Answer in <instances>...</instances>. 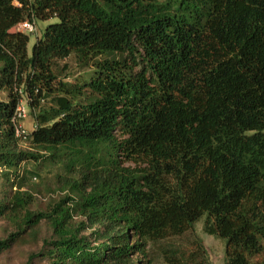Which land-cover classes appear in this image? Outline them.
<instances>
[{
	"label": "trees",
	"instance_id": "16d2710c",
	"mask_svg": "<svg viewBox=\"0 0 264 264\" xmlns=\"http://www.w3.org/2000/svg\"><path fill=\"white\" fill-rule=\"evenodd\" d=\"M52 19L30 56L31 33L13 29ZM72 55L93 68L82 84L56 75ZM0 92V256L45 223L29 262L153 264L150 247L204 220L226 264H264L251 261L264 243V0H0ZM22 103L32 150L16 137ZM42 164L62 193L46 210L28 185ZM162 260L207 264L171 245Z\"/></svg>",
	"mask_w": 264,
	"mask_h": 264
},
{
	"label": "rangeland",
	"instance_id": "374dc122",
	"mask_svg": "<svg viewBox=\"0 0 264 264\" xmlns=\"http://www.w3.org/2000/svg\"><path fill=\"white\" fill-rule=\"evenodd\" d=\"M162 1V0H161ZM57 19L49 21H37V34H28L30 42L28 45V54L31 56L32 49L36 43V37L43 34L45 29L57 23ZM13 31H19L16 27ZM56 75L60 81L70 84H82L88 75L93 71V68H88L79 61L77 57L72 55L70 58L58 62L56 64ZM87 92L84 90L83 93ZM88 94V93H87ZM6 95L0 92V101L5 100ZM50 104L46 101L44 105ZM25 130L30 133L34 126V118L30 115L22 122ZM23 150H32L29 140L20 143ZM29 170L37 173V177H33L28 184L30 192L36 196L35 209L46 210L52 200L62 196L58 189L56 176L60 173L58 167L52 164H42L40 167L28 165ZM8 187L4 185V179L0 175V198L7 191ZM12 232V228L5 221H0V240L5 239ZM51 233L45 223H42L36 230L35 234L25 237L22 242L15 244L9 251L0 256V264H48L43 257L36 258L29 262L31 255L38 254L43 248V240L50 237ZM171 245L178 248L186 254L196 252L197 250L204 253L207 264H226V243L216 237L209 236L204 233V220H201L194 225L192 230L179 238H174L167 243H159L149 248V260L153 264H163L162 249ZM148 260V259H147ZM146 258L142 261L147 264ZM264 260V243L263 251L251 258L252 263L261 262Z\"/></svg>",
	"mask_w": 264,
	"mask_h": 264
},
{
	"label": "built area",
	"instance_id": "2783aa9c",
	"mask_svg": "<svg viewBox=\"0 0 264 264\" xmlns=\"http://www.w3.org/2000/svg\"><path fill=\"white\" fill-rule=\"evenodd\" d=\"M19 31L22 32H28L31 34H34L36 31V27L34 23L31 22H25L17 26ZM28 118V112L22 103L17 111L14 118V124H15V131H16V137L19 139L20 142H23L28 139L29 133L25 130L24 126L22 125V122H24Z\"/></svg>",
	"mask_w": 264,
	"mask_h": 264
}]
</instances>
